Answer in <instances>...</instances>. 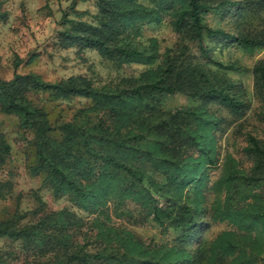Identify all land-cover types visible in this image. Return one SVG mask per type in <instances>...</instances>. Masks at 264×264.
Here are the masks:
<instances>
[{
	"label": "trees",
	"instance_id": "trees-1",
	"mask_svg": "<svg viewBox=\"0 0 264 264\" xmlns=\"http://www.w3.org/2000/svg\"><path fill=\"white\" fill-rule=\"evenodd\" d=\"M174 2L179 6L174 7ZM231 4L233 0L155 3L172 14V29L183 37L197 39L204 54L207 50L201 43L202 31L223 42L264 48L263 38L236 36L202 23L204 10ZM96 5L91 20H61L54 37L56 47L94 48L118 66L130 61L151 65L137 75H123L101 85L93 84L83 74L48 82L36 73L15 70L10 78L0 80V111L15 114L19 127L30 134L28 170L42 175L53 194L64 192L81 207L94 196L114 195L121 200L132 194L143 201L147 214L160 226L170 225L175 236L169 242L146 247L130 233L119 237L97 222L93 223L96 230H84L81 217L68 208L40 213L42 202L36 198L34 219L22 224L16 218L0 220V237L11 236L21 244L18 252L0 254V264L16 263L13 260L19 255L22 257L16 264H252L253 250L263 239L256 232L251 234V229L259 219L264 220V215L260 209L247 208L249 201L245 199L255 200L253 187L244 181L247 177L236 168L232 157H228L224 174L215 183L218 189L224 185L226 190L223 201L217 200L211 206L210 217L233 220L244 227V232H223L209 241L198 239L206 209L192 202L196 196L203 198L208 177L204 169L214 163L213 134L221 120L203 108L163 111L159 106L164 96L176 90L195 91L239 115L245 105L239 88L231 80L210 75L201 66L186 72L177 64L173 49H167L159 61L151 41L149 53L137 50L128 41L127 27L134 18L156 13L154 8L147 10L135 0H97ZM252 72L254 86L264 97L263 58L256 61ZM44 91L51 100L79 96L86 98L87 104L79 107L72 119L52 124L43 100L34 98V94ZM245 141L246 151L263 169V145L251 133L246 134ZM189 147L196 149L195 156L187 153ZM7 153L8 144L0 134V167ZM147 166L170 177L165 184H155L147 177ZM153 185L159 198L151 194ZM189 195L195 197L188 199ZM240 201L246 203L245 207L239 205ZM261 260L264 264V256Z\"/></svg>",
	"mask_w": 264,
	"mask_h": 264
},
{
	"label": "rangeland",
	"instance_id": "rangeland-1",
	"mask_svg": "<svg viewBox=\"0 0 264 264\" xmlns=\"http://www.w3.org/2000/svg\"><path fill=\"white\" fill-rule=\"evenodd\" d=\"M135 1L147 10H156V13L134 18L127 27L130 31L128 41L137 50L149 53L148 45L151 41L153 50L157 53L156 61H159L167 49H173L178 57L177 64L186 72L201 66L210 75L215 73L218 77L231 80L239 88L245 104L239 115L233 114L213 99L199 96L195 91L189 93L176 90L173 94L164 96L159 106L163 111H171L177 107L203 108L221 120L220 128L214 130L213 134L214 163L207 164L204 169L208 177L203 198L194 195L187 197H195L192 204L196 203L206 209L199 240L209 241L223 232L242 234L244 227L238 226L233 220L210 217V208L217 200L221 202L224 199L226 187L223 185L218 189L215 183L224 174L228 157H232L236 168L246 175L247 179L244 181L253 187L255 200L246 198L245 201H249L247 208L260 209L264 215V168L256 166L254 156L245 149L247 133L255 135L264 148V97L254 86L252 72L256 61L264 59V48L251 49L235 42H223L202 31L201 43L207 50L204 54L197 39H188L172 29V14L158 8L156 0ZM96 3L97 0H0V80L10 78L16 70L36 73L48 82L83 74L93 84L101 85L112 83L123 75H137L149 67L150 63L138 61L118 66L94 48L56 47L54 37L61 28V20L65 17L91 20L97 10ZM177 6L178 3L174 2V7ZM202 23L206 27L222 29L236 36L264 39V0H233V4L227 8L209 7L202 12ZM34 98L43 100L52 124L72 119L76 110L87 104V99L79 96L51 100L46 91L34 94ZM27 133L19 127L15 114L0 111V134L8 144L6 162L0 167V220L16 218V222L22 224L34 219L38 198L42 202L40 213L68 208L81 217L84 230H96L93 223L97 222L103 228L110 229L113 235L121 237L130 233L135 241L146 244V247H151L154 242H169L175 236L170 225L160 226L158 221L147 214L143 201L135 199L132 194L123 196L121 200L114 195L94 196L84 207L72 202L64 192L53 194L42 175L32 174L28 170L32 148L29 143L30 134ZM187 153L195 156L197 151L189 147ZM146 174L155 184H165L170 177L166 172L151 166H147ZM254 178H261L263 181H254ZM150 190L151 194L153 192L158 197L159 192L154 185ZM245 204L239 202L243 207ZM251 230V234L256 232L263 239L257 250H253L252 264H262L264 220L259 219ZM19 245V241L11 236L0 237V254L10 250L17 251ZM21 257L19 255L13 262L19 263Z\"/></svg>",
	"mask_w": 264,
	"mask_h": 264
}]
</instances>
